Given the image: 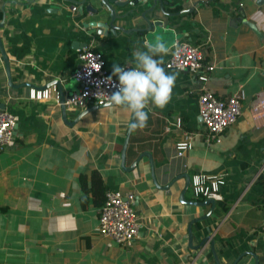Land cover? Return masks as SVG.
<instances>
[{"label":"crops","instance_id":"obj_1","mask_svg":"<svg viewBox=\"0 0 264 264\" xmlns=\"http://www.w3.org/2000/svg\"><path fill=\"white\" fill-rule=\"evenodd\" d=\"M91 4L107 17L100 0ZM114 4L124 13L119 28L88 35L97 28L79 26L67 0H0L11 83L29 84L9 86L0 56V109L17 116L12 141L0 150V264H264V117L250 112L264 91V3ZM143 16L162 25L147 33ZM157 39L169 49L164 61L173 43L187 42L213 69L203 82L165 69L177 77L170 102L152 108L142 130L129 133L131 116L120 107H65L62 117L53 98L28 97L31 89L57 92L45 86L55 79L64 98L75 91L78 49L99 52L111 73ZM203 89L222 99L243 94L236 120L214 138L198 115ZM179 142L186 148L176 156ZM93 173L103 193L92 192ZM221 173L212 195L194 196L188 186L181 199L184 174L191 181ZM107 190L134 195L138 231L127 246L98 232Z\"/></svg>","mask_w":264,"mask_h":264},{"label":"built area","instance_id":"obj_2","mask_svg":"<svg viewBox=\"0 0 264 264\" xmlns=\"http://www.w3.org/2000/svg\"><path fill=\"white\" fill-rule=\"evenodd\" d=\"M126 4H133L139 0H124ZM74 10V7L71 8ZM77 66L71 74L78 87L67 95L62 104L64 107L85 108L87 105L103 106L106 98L103 95H111L115 91L112 86L117 78H112V84L107 82L111 75L105 68V62L99 52L93 48L83 47L77 50ZM202 53L198 46L187 42L173 43L169 57L164 61V69L187 71L195 76V80L203 82L207 74L213 69V64L202 60ZM95 64L101 65L97 72L93 70ZM121 67L128 68V65ZM28 97L31 99L53 98L59 104L58 93L53 88L43 90H29ZM243 94L235 92L227 98H219L213 91L203 89L197 98L198 115L200 117L203 132L210 138L217 137L223 130L231 125L240 113V100ZM250 112L255 118L264 117V91L256 93L250 103ZM17 116L0 109V150L12 141L14 126ZM186 148V142L175 145L176 156H181ZM224 174L216 176H193L189 181V188L194 196L212 195L217 191ZM134 195L132 192L107 190L104 193L102 204L98 211V232L102 236L112 239L121 246L129 245L137 237L138 219L133 208Z\"/></svg>","mask_w":264,"mask_h":264},{"label":"clouds","instance_id":"obj_3","mask_svg":"<svg viewBox=\"0 0 264 264\" xmlns=\"http://www.w3.org/2000/svg\"><path fill=\"white\" fill-rule=\"evenodd\" d=\"M168 50L159 39L137 47L132 53V60L128 62L131 66L125 68L113 64L111 75L106 78L109 84H112L113 77L117 78L112 85L115 91L111 95H100L106 98V107H120L130 114V134L147 126L152 108L162 110L170 102L177 77L163 67V57ZM100 67L95 64L93 70L98 72Z\"/></svg>","mask_w":264,"mask_h":264},{"label":"water","instance_id":"obj_4","mask_svg":"<svg viewBox=\"0 0 264 264\" xmlns=\"http://www.w3.org/2000/svg\"><path fill=\"white\" fill-rule=\"evenodd\" d=\"M67 1L71 2V4L76 5V7H74V6H72V7H74V10L76 11V18L80 17V19H81V20H79L80 21L79 22L80 25L78 24L79 26H81L82 28H86L88 26V27H96L97 29H99V31H97V29L87 31L88 35H91L92 33H95L96 35L97 34H101L102 32H104L106 30L114 32L115 29H118L119 27L115 24V22L118 21L119 19H122L123 16H124V13H122L120 15L117 14L115 9L110 4L114 2L115 3L114 4L115 7H123L126 4V2L124 0L123 1H119V0H100V2L103 4L104 8L108 12L107 17L103 18L102 17L103 11L101 9H99V8L94 7L91 4L93 2V0H86L87 2H86L85 5H83L85 0H77V1H75V0H67ZM256 1H257V3H264V0H256ZM74 10H72V11H74ZM85 16H88V17L92 18V20H89V21L86 22ZM142 19H143V22L145 24V30H146L147 33L150 32L153 27L162 25L161 22H158V21L151 22L149 18H146L144 16L142 17ZM99 20H104V21H99ZM2 25H3V20L1 19L0 20V28L2 27ZM134 29H136V28H133V30ZM0 56H1L2 62H3V68H4V71H5L7 84L9 86H14V85H12L11 80H10V72H9L8 61H7V57H6V54L4 52L1 40H0ZM23 84L25 86L29 85L28 83H23ZM23 84H18V85H15L14 87L16 88V87H18L20 85H23ZM50 85H54L57 88L58 101L60 103L59 107H60L61 111L63 112L62 113V117H64V108L65 107L62 104L64 96H63V94L61 92V87L59 85V82L56 79L55 80H51L45 86H50ZM94 107H96V106H94ZM130 123H131V120H130ZM14 128H15V126H14ZM140 157H141V154H139L137 156L136 161H138ZM183 177L185 178V181H184L183 190L181 191L182 192L181 199L183 201H185V199H183V193L188 187V184H189V181H190V177L188 175H186V174H184ZM207 201H209L210 203L213 202L211 199H207ZM210 248H212V242H210Z\"/></svg>","mask_w":264,"mask_h":264},{"label":"trees","instance_id":"obj_5","mask_svg":"<svg viewBox=\"0 0 264 264\" xmlns=\"http://www.w3.org/2000/svg\"><path fill=\"white\" fill-rule=\"evenodd\" d=\"M0 17H1V14H0ZM93 176H92V183H91V189H92V192L94 193V192H102V187H98V184H99V181H100V179H99V177H98V175L97 174H95V173H93L92 174ZM96 178V180L97 181H95L94 182V179L93 178ZM96 182H98V183H96ZM103 193V192H102Z\"/></svg>","mask_w":264,"mask_h":264}]
</instances>
